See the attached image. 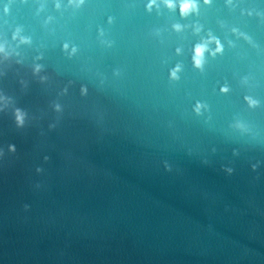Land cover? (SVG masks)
Returning <instances> with one entry per match:
<instances>
[{"label":"water","instance_id":"95a60500","mask_svg":"<svg viewBox=\"0 0 264 264\" xmlns=\"http://www.w3.org/2000/svg\"><path fill=\"white\" fill-rule=\"evenodd\" d=\"M186 264H264V182Z\"/></svg>","mask_w":264,"mask_h":264},{"label":"clouds","instance_id":"9594fccd","mask_svg":"<svg viewBox=\"0 0 264 264\" xmlns=\"http://www.w3.org/2000/svg\"><path fill=\"white\" fill-rule=\"evenodd\" d=\"M14 0H9L8 3L4 5V15L8 16L11 11V7L13 4ZM211 0H204L205 4H209ZM85 3V0H68V6L72 8H80L83 4ZM164 5L169 9V10H175L177 7H179L180 14L182 17H187L192 14H198L199 11V0H163ZM228 5L233 4V0H227ZM153 6L158 7L157 0H150V3L147 5V9L149 11L152 10ZM57 9L61 7L60 0H57V3L55 5ZM251 14V13H249ZM49 20H51V17H49ZM7 23V21H5ZM186 26L181 25V24H174L173 29L177 32L183 31ZM193 31L196 34H199L202 31V27L200 25H194ZM23 29L19 26L15 28V30L12 33V39L14 41H18L19 44H28L30 43V38L22 35ZM235 32L236 30L233 29ZM101 35H103V31L101 30ZM231 43V42H229ZM212 45H215V47H211ZM65 50L68 49V45L66 44ZM78 51L77 48L73 47L71 49V52L69 53L70 55H75L76 52ZM13 51H9L8 46L5 43H0V57H3V59H8L10 56L13 55ZM177 52H180V49H177ZM223 52V45L220 42V40L214 36L211 32L207 34L206 37H202L201 41L197 43L194 46L193 49V63L194 66L199 69L203 70L204 65L206 64V59L207 55H211L212 57H215L217 54H222ZM18 55V53H16ZM19 62V61H17ZM41 65L37 64L34 67V73L38 74L41 71ZM182 70L181 65H177L174 69L171 70V78L172 79H178V73ZM42 80L47 79L46 77H41ZM244 82H247V78L244 79ZM228 89L225 88L223 91H227ZM82 91H86V89H82ZM247 103L249 104L250 107H256L259 104V101L256 99H253L252 97L248 96L245 97ZM10 102V98L5 97L4 95L0 94V111L4 109V107L7 106V104ZM56 111H61V106L59 104L55 105ZM196 111H200V105L197 106ZM25 116L26 113H24L21 109L17 108L15 110V120L17 123V126H23L25 122ZM237 127H243V125L238 124ZM10 150L14 151V147L10 146ZM2 155V153H0ZM39 171V169H38Z\"/></svg>","mask_w":264,"mask_h":264}]
</instances>
